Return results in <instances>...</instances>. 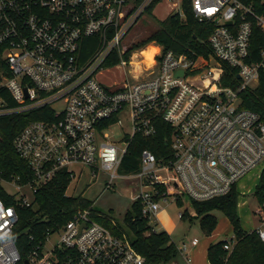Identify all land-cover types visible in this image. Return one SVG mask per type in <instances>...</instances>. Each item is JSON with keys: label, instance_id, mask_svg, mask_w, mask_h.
<instances>
[{"label": "built area", "instance_id": "2783aa9c", "mask_svg": "<svg viewBox=\"0 0 264 264\" xmlns=\"http://www.w3.org/2000/svg\"><path fill=\"white\" fill-rule=\"evenodd\" d=\"M152 2L0 0V118L38 112L13 139L29 173L6 176L0 169L2 194L13 201L6 204L0 195V264L145 263L125 235L95 221L90 207L75 208L66 223L48 227L42 240L18 251L16 207L33 205L38 189L59 172L70 177L69 165H86L93 176L99 169L108 172V186L117 178H136L141 190L131 198L155 220L160 202L223 196L264 161V123L240 106L241 92L255 87L264 71V50L249 61L253 25L264 32V0L258 14L239 0H192L198 22L214 24L207 40L213 62L153 43L151 64L135 65L139 49L121 40ZM119 63L124 81L104 87L97 75ZM223 64L236 71L235 87L222 85ZM190 76L206 87L194 85ZM160 120L173 128L172 157L159 161L144 148L138 171L121 174L133 138L156 135ZM255 231L264 243V229ZM172 242L189 264L188 246ZM233 242L234 237L225 240L224 249Z\"/></svg>", "mask_w": 264, "mask_h": 264}, {"label": "trees", "instance_id": "16d2710c", "mask_svg": "<svg viewBox=\"0 0 264 264\" xmlns=\"http://www.w3.org/2000/svg\"><path fill=\"white\" fill-rule=\"evenodd\" d=\"M161 0H153L146 12H151ZM246 6H250L258 14L262 12V0H239ZM182 15L169 13L159 21L157 27L137 41L132 49H140L149 43L161 46L165 51L171 50L176 54L186 53L191 57L201 55L208 58L211 50L207 44L214 24L210 21L198 22L192 12V0L181 1ZM147 52L152 50L150 45ZM264 50V32L253 25L249 43V61H256ZM222 85L235 87L237 85L236 71L226 64L222 65ZM241 108L257 112L264 123V71L261 72L258 84L253 88H246L240 94ZM37 111L15 114L0 118V169L8 176L11 173H29L27 163L21 159L13 147L14 137L31 120L37 118ZM157 134L152 137L135 136L129 148V152L123 157L120 164L122 174H133L139 169V157L144 148L150 149L159 161H167L172 157L169 146L173 128L164 121H157ZM70 177L64 171L49 183L41 186L36 195L34 204L17 206L18 223L14 230V241L18 251L29 249L42 240L48 227L66 223L77 207H89V203L80 196H71L66 193ZM163 191V186H158ZM0 195L6 204H13L9 198L4 197L0 189ZM254 195L258 202V209L264 212V168L262 169L258 183L255 186ZM192 213L183 211L182 218L197 219L204 235L209 236L215 231L217 218L213 211L222 212L232 226L234 242L230 250H225L224 241L212 243L207 248L209 264H264V243L260 240L255 230L242 229L237 214L238 192L236 185L230 191L220 197L204 201L189 199ZM132 211L127 212L123 222L129 235L122 233V229L110 222L107 217L96 216V219L109 225L114 233L125 235L134 249L144 258V264L166 263L175 260L179 255L171 238L166 232H151L148 221L141 214V205L133 201ZM179 205L184 201L176 200ZM33 239L30 240L29 236Z\"/></svg>", "mask_w": 264, "mask_h": 264}, {"label": "rangeland", "instance_id": "374dc122", "mask_svg": "<svg viewBox=\"0 0 264 264\" xmlns=\"http://www.w3.org/2000/svg\"><path fill=\"white\" fill-rule=\"evenodd\" d=\"M169 13H180L182 15L180 0H161L151 12H144L122 38L121 44L127 46L143 39ZM147 45L152 47V50H149L150 52H147L145 48ZM147 45L143 47V50H137L136 54L138 57L143 58V62L146 65H150L156 48L153 42ZM208 60L213 62L210 56ZM106 67L97 75V78L104 87L112 89L124 81V68L120 63L114 66L110 64ZM213 69L217 72L216 68ZM188 80L200 88L206 87L205 83L193 76L188 77ZM112 130H118V127L113 126ZM68 168L73 173L70 175L71 180L66 193L71 196H80L86 200L94 213L93 218L99 224L114 233L109 225L103 224L96 219V216L107 217L110 222L117 224L122 229V233L129 235L130 231L127 230L123 219L127 212L132 211V204L134 202L131 196L136 195L141 190L137 179L131 176L117 178L108 186V172L99 169L97 174L93 176L91 168L83 164H72ZM263 168L264 161L242 176L235 184L238 192L237 214L241 227L245 231H253L258 228L264 229V212H258L260 209H258V202L254 195L255 186L258 183L259 175ZM160 206L161 209L156 214L155 220L154 218L150 220L143 216L142 208L141 214L147 219L150 229L154 228L158 232L164 231L177 245L181 246L184 243L188 246L186 255L190 258L189 264H209L207 258L208 246L220 240L231 241L233 239L232 226L228 218L220 211H213L217 218V226L211 235L206 236L203 234L197 219L179 218V212H183L185 209L189 213L193 212L187 198H184L183 205H179L176 201L168 200L160 202ZM193 238L198 240V245L195 247L190 245V241ZM55 240L56 236L53 235L51 242ZM173 261H176L178 264H183L184 262L183 257L178 256L175 260L157 264H171Z\"/></svg>", "mask_w": 264, "mask_h": 264}, {"label": "bare ground", "instance_id": "6f19581e", "mask_svg": "<svg viewBox=\"0 0 264 264\" xmlns=\"http://www.w3.org/2000/svg\"><path fill=\"white\" fill-rule=\"evenodd\" d=\"M133 60L135 62V65H139L140 62H143V58L141 57H138L137 54H136V51L134 52L133 54Z\"/></svg>", "mask_w": 264, "mask_h": 264}, {"label": "water", "instance_id": "95a60500", "mask_svg": "<svg viewBox=\"0 0 264 264\" xmlns=\"http://www.w3.org/2000/svg\"><path fill=\"white\" fill-rule=\"evenodd\" d=\"M231 22L230 21H227L226 24H230ZM178 74L182 75L183 72L182 71H179Z\"/></svg>", "mask_w": 264, "mask_h": 264}]
</instances>
